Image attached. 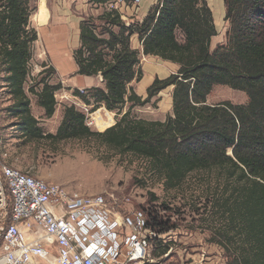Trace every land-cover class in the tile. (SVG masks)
<instances>
[{
    "label": "trees",
    "instance_id": "16d2710c",
    "mask_svg": "<svg viewBox=\"0 0 264 264\" xmlns=\"http://www.w3.org/2000/svg\"><path fill=\"white\" fill-rule=\"evenodd\" d=\"M91 1L104 11L81 21L80 45L73 58L77 74L100 75L103 81L87 94L78 89L73 94L93 104L92 110L105 106L115 111L117 120L96 131L87 125L82 110L66 105L56 132L50 133L33 114L26 90L38 39L31 24L37 0H0V73L14 100L11 114L21 136L26 142L95 138L120 156L146 158L150 169L165 178L167 188L181 185L194 171L217 169L227 189L215 205L227 217V229L235 233L219 229L218 234L237 243L234 249L224 246L231 256L226 262L264 264V0H224L229 28L226 41L214 49L218 30L207 0H159L142 20L130 23L114 7L117 0ZM135 34L141 50L132 45ZM141 54L178 65L167 77L156 76L146 97L133 86L144 75ZM216 85L244 91L248 101L211 104L208 97ZM169 87L173 105L165 120L132 113V108L150 103ZM61 88L46 77L29 88L47 118L57 110ZM154 217L163 232L172 228ZM168 249V244L158 243L153 254L161 257Z\"/></svg>",
    "mask_w": 264,
    "mask_h": 264
},
{
    "label": "rangeland",
    "instance_id": "374dc122",
    "mask_svg": "<svg viewBox=\"0 0 264 264\" xmlns=\"http://www.w3.org/2000/svg\"><path fill=\"white\" fill-rule=\"evenodd\" d=\"M131 1L136 4L140 0ZM209 2L218 30L212 41L214 49L217 44L226 41L229 22L225 20L224 0H220L223 6L218 4V0H209ZM221 7L224 8L223 12ZM36 11L31 17V24L38 31V39L33 43V57L29 64L30 76L26 84L28 96L32 101L33 114L39 119L46 132L55 133L62 120L64 107L74 104L86 114L88 121L94 122L90 125L93 130H106L107 126L101 129L98 123L95 124L96 113L100 112L107 121L113 118L114 124L117 113L107 110L105 106L92 110L93 104H87L73 94L75 89L87 94L88 89L101 86L103 81L100 75L92 76L93 82L87 84V80L84 81L85 75L77 74L73 52L80 45V38L64 37L60 33L49 34L37 25L34 15L39 11L37 13ZM132 45L134 48L142 49L138 37H132ZM141 57L144 75L142 80L134 82L133 86L138 94L146 97L147 84L152 76L167 77L176 72L178 66L176 63L170 64L171 61L166 62L155 56L141 54ZM147 64L152 65L150 70ZM1 77L2 73H0V155L6 163L23 171H29L35 177L47 182L59 184L69 193L103 194L111 204L123 208L132 215L142 214L148 217L149 212L154 213L160 221H165L166 225L172 227L170 238L173 242L166 243L172 244L174 250L168 256L160 258L164 264H181V251H185V248L190 251L191 246L196 250L199 246L208 248L212 257H217L218 264L224 259L227 261L231 258L230 250L228 251L224 246L227 244L230 249H234L237 243L228 242L218 234L219 229L228 231V235L231 236L235 233L227 229L228 219L222 214L223 210L219 204L215 205L216 199L227 189L217 169L194 171L181 185L167 188L165 178L150 169L146 158L136 154L120 156L95 138L61 141L43 138L26 142L21 136L16 118L11 114L14 100ZM42 77H46L53 84L61 83L63 87L56 93L58 105L51 118L44 115V110L37 105L36 96L29 90L33 81ZM171 90L169 88L163 90L146 105L135 106L132 108V113L146 120H165L167 114L172 111ZM224 100L234 104H244L248 101V96L244 91L230 86L216 85L208 97V102L214 104ZM84 105H87V108ZM168 203L172 209L165 208L164 204ZM188 237L192 240L189 245H185L184 242L189 241ZM191 254H194L192 250Z\"/></svg>",
    "mask_w": 264,
    "mask_h": 264
},
{
    "label": "built area",
    "instance_id": "2783aa9c",
    "mask_svg": "<svg viewBox=\"0 0 264 264\" xmlns=\"http://www.w3.org/2000/svg\"><path fill=\"white\" fill-rule=\"evenodd\" d=\"M120 1L126 0L116 2ZM84 106L87 108V105ZM86 123L90 126L94 122L88 121L86 117ZM52 201L55 202L53 205ZM167 206L172 209L169 203ZM89 207L110 216L114 232L125 236L128 244L117 255L103 256L96 251L91 252L82 257V264H164L160 258L174 250V246L168 243L169 249L163 256H154L153 249L157 243L173 242L170 238L172 229L164 232L160 230V224L154 223V219H157L154 213L149 212L148 217L132 215L111 204L103 194L69 193L59 184L47 182L29 171L6 163L0 155V264H35L27 252L28 242L21 234L20 225L24 220L33 218L49 229L45 236L47 246L55 240L63 244L69 237L59 220ZM56 209L60 211L59 215ZM188 239L185 245H189L192 240ZM74 250V245H68L64 253L75 254ZM191 250L194 254H191ZM181 252V264H218L217 257H212L204 246H199L197 250L191 246L190 251L185 248ZM221 264H227L225 259Z\"/></svg>",
    "mask_w": 264,
    "mask_h": 264
},
{
    "label": "crops",
    "instance_id": "0c3cea01",
    "mask_svg": "<svg viewBox=\"0 0 264 264\" xmlns=\"http://www.w3.org/2000/svg\"><path fill=\"white\" fill-rule=\"evenodd\" d=\"M157 2L158 0H140L139 3L134 4L128 0L127 2H116L115 7L121 12L123 19L130 23L134 20H142ZM221 2L218 0V4L223 6ZM208 3L211 6L209 0ZM221 8L223 12L224 8ZM36 10V13L39 11L34 15L37 25L48 31L49 34L59 35L60 33L64 37H80L81 21L91 15H100L103 13L104 7L91 0H37ZM132 37L138 36L135 34ZM151 66L147 64L148 69ZM85 77L84 81L87 80V84L93 82L92 76ZM153 78L152 76L147 86L151 84ZM169 102L171 103V98ZM95 121H97L95 124L98 123L100 128L104 129L108 126L111 118L107 121L100 112H97ZM54 203L52 201L51 205ZM56 213L59 215L60 211L56 209ZM59 223L68 234L69 240L63 244L55 240L49 246L46 245L48 243L45 240L49 229H46L41 222L29 218L21 223V234L28 242L27 252L32 263L61 264L60 260L65 258V264H82V257L91 252L96 251L103 256L117 255L128 244L125 236L114 232L112 218L92 207L84 209L78 214L61 218ZM68 245H74L75 254L64 253Z\"/></svg>",
    "mask_w": 264,
    "mask_h": 264
},
{
    "label": "bare ground",
    "instance_id": "6f19581e",
    "mask_svg": "<svg viewBox=\"0 0 264 264\" xmlns=\"http://www.w3.org/2000/svg\"><path fill=\"white\" fill-rule=\"evenodd\" d=\"M112 119H113V118H112ZM112 119H111V120H112ZM65 262H66V261H65V258H63V259L60 260V263H61V264H65Z\"/></svg>",
    "mask_w": 264,
    "mask_h": 264
}]
</instances>
